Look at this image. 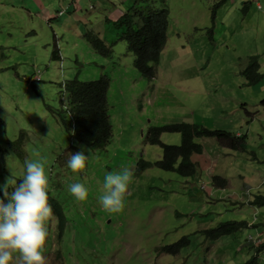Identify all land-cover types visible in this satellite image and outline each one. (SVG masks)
Returning <instances> with one entry per match:
<instances>
[{
	"label": "rangeland",
	"instance_id": "1",
	"mask_svg": "<svg viewBox=\"0 0 264 264\" xmlns=\"http://www.w3.org/2000/svg\"><path fill=\"white\" fill-rule=\"evenodd\" d=\"M111 1L117 4V11L109 16L112 20H104L101 0H0V182L9 175V167L20 177L25 160L35 159L33 150L46 158L49 203L58 205L65 216L60 238L56 237L55 211L47 224L42 250L46 264H242L255 253L245 243V236L259 233L264 237L261 225H244L217 239L200 230L240 219L241 214L264 218V206L248 205L245 195L236 202L232 201L237 196L222 197L245 186L253 188L248 189L251 196H264V184L251 180L254 166L264 169V160H256L264 159V114L248 118L238 108L247 103L248 110L262 112L264 15L250 11L247 20L242 13H225L221 5L211 22V11L216 12L224 0H164L166 39L149 77L133 65L134 55L121 36L124 25L113 21L124 12L122 7L132 4ZM152 5L160 2L153 0ZM106 6L112 8L111 3ZM256 22L262 23L259 35L245 31L254 29ZM240 27L246 35L228 32H239ZM213 28L223 31L222 35L213 39ZM88 31H98L110 47L109 55L93 49L84 37ZM54 48L58 58L53 56ZM250 55L256 56L260 78L243 86L236 70ZM74 76L79 80L108 78L111 136L101 148L77 142L61 122L59 115L66 114L62 83ZM236 103L238 106L224 112ZM243 117L246 124L239 128ZM179 121L245 133L246 149L238 153L246 161L240 163L237 158L230 166L232 158L228 157L225 166L226 171L240 169L245 185L233 180L229 186L226 179L224 187H216L205 174L184 177L156 166L153 162L160 158L161 148L146 140L148 127ZM159 138L179 144L181 135L162 131ZM10 141H16L15 149ZM81 149L90 153L89 159L85 169L74 174L67 161ZM141 159L151 163L138 170ZM191 159L207 172L214 163L202 153ZM224 161H215L214 166L221 165L224 172ZM124 167L134 173L125 207L119 214L109 213L99 202L104 178ZM77 182L88 189L83 202L68 191ZM183 236L188 243L177 253L163 250ZM257 254L256 264H264V250ZM12 264L18 261L14 259Z\"/></svg>",
	"mask_w": 264,
	"mask_h": 264
},
{
	"label": "trees",
	"instance_id": "2",
	"mask_svg": "<svg viewBox=\"0 0 264 264\" xmlns=\"http://www.w3.org/2000/svg\"><path fill=\"white\" fill-rule=\"evenodd\" d=\"M153 0H135L131 9L121 13L114 24L124 25L125 30L121 36L125 39L127 48L134 55L133 65L141 73L151 77L153 75V64L157 63L166 39V27L168 19V9L164 0L159 6L152 5ZM223 1V0H219ZM137 3H140L136 6ZM143 3V4H142ZM212 12V19L215 11ZM138 17V19H137ZM137 19V20H136ZM211 29L210 27L208 28ZM85 39L91 44L93 49L103 54H110V47L98 37V35L87 32ZM53 56L58 58L57 49H53ZM259 64L256 56L250 55L247 64L242 68L241 74L244 76L245 84H253L260 78L258 71ZM64 90L63 100L65 101L63 110L66 114H60L61 122L66 131L77 142H81L90 148H101L111 136V125L107 113L106 91L108 78L100 76L98 79L79 80L75 76L64 80L62 83ZM259 107L264 110V98L259 101ZM244 114L250 118L256 111H249L242 107ZM162 131H176L181 135L179 144H168L160 140ZM74 133V134H73ZM203 136L214 137L217 145L228 150L243 151L246 149L245 134H236L230 130L207 128L199 124L190 122H173L159 126H149L146 140L149 143L158 144L161 148V156L153 163L159 168L176 171L184 177L194 175L198 168L197 163L191 159L193 153L202 151L201 142L196 138ZM20 140V138H18ZM16 141H10L9 145L15 149ZM254 155V152L251 151ZM151 162L141 159L138 162V170H143ZM211 182L216 187H224L226 178L219 175H212ZM250 203L257 206H264V196L255 194ZM58 216L56 224V237L60 238L64 229L65 216L58 205L52 206ZM242 220L220 221L213 227L201 229L207 237L216 239L223 234L231 233L241 226L246 225ZM188 243L187 237H181L176 242L165 245L163 250L175 254L179 249ZM256 252L264 250V241L254 247ZM58 252V251H57ZM59 254V253H58ZM255 255L248 258L242 264H256Z\"/></svg>",
	"mask_w": 264,
	"mask_h": 264
},
{
	"label": "clouds",
	"instance_id": "3",
	"mask_svg": "<svg viewBox=\"0 0 264 264\" xmlns=\"http://www.w3.org/2000/svg\"><path fill=\"white\" fill-rule=\"evenodd\" d=\"M32 155L35 159L25 160L20 177L9 167V175L0 182V264H12L14 259L18 264H46L42 250L48 236L47 224L54 216V209L49 203L46 158L38 150H33ZM89 155L82 149L72 153L67 161L68 168L74 174L82 172ZM133 175L127 167L105 175L104 192L99 197L103 209L113 214L124 210V198ZM68 191L77 201L83 202L88 198V189L82 183L71 184ZM247 235L258 236L260 241L251 243ZM262 241L264 237L259 233L245 236V243L253 248ZM255 253L257 256L258 252Z\"/></svg>",
	"mask_w": 264,
	"mask_h": 264
},
{
	"label": "crops",
	"instance_id": "4",
	"mask_svg": "<svg viewBox=\"0 0 264 264\" xmlns=\"http://www.w3.org/2000/svg\"><path fill=\"white\" fill-rule=\"evenodd\" d=\"M106 2H108V3H111L112 4V8H110V7H107L106 6ZM119 3H120V1H118ZM122 2H128L127 4H132V5H129L127 8H123L122 7V10L123 11H125L126 9H128L130 6H133V2H134V0H122L121 1V3ZM243 3H245L244 5H243ZM221 5L223 6V10H224V12L225 13H231V14H238V13H242L243 14V16H244V18L245 19H247L248 20V15H249V12L250 11H252V14L253 13H255L256 15H264V0H224L222 3H220V6H218V9L216 10V12H215V16H216V14H217V12H218V10H219V8L221 7ZM207 6V8H208V5H206ZM111 9H114V10H112L111 11ZM100 11H101V16L103 15L104 16V20H112L113 18H111V17H109V16H111L112 14H113V12L114 13H116V11H117V4H115L113 1H111V0H101V2H100ZM122 11H120V13H121ZM119 13V14H120ZM219 17V16H218ZM114 18H116V17H114ZM222 18V17H221ZM254 19V17H253V15H251V20H253ZM248 22V21H247ZM104 24H105V22H104ZM262 23H259V22H256V23H254V25H255V28L254 29H251V28H249V27H247L246 29H245V31L246 32H249V31H251V33H253V34H255V35H259V33H258V31H262V29H260L261 28V25ZM251 26H253V24L252 25H250V27ZM240 30H239V32L237 31V30H230V29H228V32L230 31L231 32V34H239V35H246L245 33H244V27H240L239 28ZM94 32V31H93ZM212 34V37H213V39H214V37L216 36V34H219V35H222V33H223V31L222 32H220L219 30H215L214 28L212 29V32H211ZM94 34H96V35H98L100 38H101V36L98 34V31H96V32H94ZM106 34V33H105ZM228 34V33H227ZM226 41V40H225ZM244 53H245V55H246V53H248V52H246V51H244ZM239 58V57H238ZM247 61H248V59L246 60V61H244V63H239L238 64V67H237V70H236V73L238 74V75H241V80L242 81H240V82H242V85L243 86H245V85H248V84H245V81H243V78H244V76L241 74V70H242V68L247 64ZM243 77V78H242ZM244 80H246L245 78H244ZM238 81V80H237ZM262 83V82H261ZM261 83L259 84V86L261 85ZM242 85L240 86V87H242ZM263 86L264 85H261V87L263 88ZM252 89H253V87H252ZM257 90V89H256ZM229 97H232L231 95H229ZM240 100H242L241 99V97H238ZM240 101L238 100V103H239ZM238 103H236V104H233V106L232 107H230L227 111L226 110H224V112H229L232 108H235L236 106H238ZM242 104H244V107L246 108V106H247V103H242ZM238 108H242L240 105H239V107ZM247 109V108H246ZM248 110V109H247ZM242 111H243V109H242ZM250 111V110H249ZM254 111H256L254 114H258V116H260V115H262V114H264V110H261L262 112H260L259 113V109H256V110H254ZM228 114V113H227ZM236 121V120H235ZM240 122H241V125H240V127L239 128H241L242 127V125L243 124H246V122H245V118L243 117V118H240ZM239 126V125H238ZM235 133L236 134H245V133H243V132H241V130L240 129H236V131H235ZM204 141H206V143L204 142ZM199 142H201V144H202V151L200 152V153H202L203 154V157L204 158H206L207 159V155H209L210 156V158H211V160H213L214 161V163L211 165V168H210V172H207V169L205 170V171H203L202 170V166H199V169L197 170V172L194 174V175H203V174H205L206 176H209L210 178H211V176L212 175H219V176H221V177H224V178H226L227 180H228V183H227V185H229V186H232V185H230L231 184V182L233 181V180H237V181H239V182H241V183H244V185H245V182H244V179H242L243 178V174H242V172L240 171V169H235L234 171H226L227 169H228V167H225L226 166V164H227V158L228 157H231L232 159H231V164H230V166H232L233 165V161L234 162H237V158H240L241 160H240V163H243V162H245L246 160L245 159H242L241 158V155H243V154H239L238 153V151H235V150H228V149H225V148H223V147H219L218 145H217V143H216V141H215V139H213V138H210V136L208 137V138H201L200 139V141ZM205 144H207V147H208V150H206L205 151V149H206V145ZM252 151V150H251ZM250 151V152H251ZM214 152H216V154H214V155H211V154H209V153H214ZM200 153H193L192 155H194V154H200ZM255 154V153H254ZM191 155V156H192ZM249 156H247V158H248ZM225 158V161H224V163L222 164V166L224 167V172H226V173H224L223 171H222V169H221V165H219L217 168H216V166H214L215 165V161H219V160H223ZM256 158V157H255ZM250 159H253V156L250 158ZM193 160V159H192ZM256 160H258V161H260V162H262L264 159H261V158H256ZM193 161H195V160H193ZM223 162V161H222ZM220 168V169H219ZM241 168V167H240ZM254 169V173L252 174V177H251V180L253 181V182H255V183H260V184H264V169L263 168H261L260 169V167L259 166H254L253 167ZM216 169V170H215ZM199 176V177H200ZM261 186V185H260ZM259 186V187H260ZM258 187V188H259ZM250 188H252V187H249V186H245L243 189H241V188H239L238 189V191H234V192H232V190L230 191V192H228V193H226L225 195H222V197L223 196H226V197H230V196H237L232 202H236V201H239V198H242L243 197V195H245V201H246V203L248 204V205H252V204H250L249 203V201L252 199V197L254 196H251V194H253L252 192H248V189H250ZM253 189V188H252ZM257 190V189H256ZM246 193V194H245ZM256 194H259V193H256ZM242 203V202H241ZM262 212H264V211H262ZM244 216V214L242 215H240V219H235V220H242V221H246L247 222V226H249V225H252V226H254V227H256V226H258V225H261L262 226V230L264 229V218L263 219H258L259 217H254V216H251V215H249L250 217L249 218H245V217H243ZM263 216V215H262Z\"/></svg>",
	"mask_w": 264,
	"mask_h": 264
},
{
	"label": "built area",
	"instance_id": "5",
	"mask_svg": "<svg viewBox=\"0 0 264 264\" xmlns=\"http://www.w3.org/2000/svg\"><path fill=\"white\" fill-rule=\"evenodd\" d=\"M247 240L251 243H257L260 241L258 236L247 235Z\"/></svg>",
	"mask_w": 264,
	"mask_h": 264
}]
</instances>
